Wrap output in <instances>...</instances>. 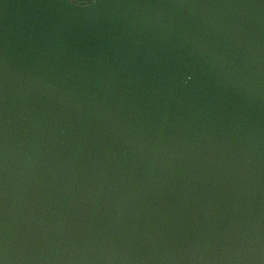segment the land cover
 Masks as SVG:
<instances>
[{
  "label": "water",
  "instance_id": "1",
  "mask_svg": "<svg viewBox=\"0 0 264 264\" xmlns=\"http://www.w3.org/2000/svg\"><path fill=\"white\" fill-rule=\"evenodd\" d=\"M0 264H264V0H0Z\"/></svg>",
  "mask_w": 264,
  "mask_h": 264
}]
</instances>
